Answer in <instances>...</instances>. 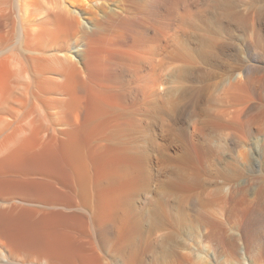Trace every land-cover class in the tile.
Listing matches in <instances>:
<instances>
[{"label": "bare ground", "instance_id": "1", "mask_svg": "<svg viewBox=\"0 0 264 264\" xmlns=\"http://www.w3.org/2000/svg\"><path fill=\"white\" fill-rule=\"evenodd\" d=\"M9 1L0 0V12ZM14 2L17 12L19 10L17 38L25 50V57L15 52L7 53L10 43L2 39L4 36L1 33L8 32L6 30L8 26L0 16V264H118V260V263L115 262L118 252L116 255L114 253L122 250L125 240L134 241L133 235L138 224H141L143 231H152L147 249H151L153 253L160 245L165 246L173 234L158 224L170 223V193L168 192L169 195L167 192L162 193L161 199L156 195L157 190L154 189L156 177L154 178L155 174L153 175L152 160L155 155L152 153L154 151L149 149L155 139L153 138L155 126L151 129L153 136L149 135L150 133L144 136L143 143L147 145L141 150L140 146L143 143L138 138L144 131L136 136L137 128L141 127V123H138L139 115L142 114V117L147 115L149 120L148 115L156 111L169 114L181 101L183 103V100H188V94L191 95L188 100L189 107L199 112L204 106L203 90L211 84L213 78L217 77L229 85L249 86L253 90L251 84L254 82L252 75L255 66L264 58V0H14ZM82 18H87L90 26H82ZM10 29L13 30V26ZM73 46H82L76 54L78 57L73 54ZM172 59H174L173 63L176 61L178 64V66L174 64L176 69L172 64L174 79L168 82L159 80L161 78L158 76L159 72L157 75L155 73L157 60L163 63V60ZM162 63L158 65L163 66L167 62ZM159 66L158 69L161 70ZM256 79L262 81L260 77ZM164 82L168 86H165L163 92L161 87L165 85ZM256 86L258 85L256 84L255 88ZM224 93L222 92V95ZM252 93L247 96H252ZM262 96L259 98L261 99ZM263 97L260 104L264 101ZM247 99L248 101L252 99L254 103L248 104ZM247 99H245L247 102L242 101L246 103L242 104L243 107L240 105L242 102L237 106L244 108L248 104L246 110L250 113L254 112L259 103L255 104L253 100L255 96ZM256 101H259L258 97ZM210 103L212 106V102ZM228 109L230 110L229 107ZM200 112L203 113V109ZM220 116L215 117L216 120L224 121ZM202 117L199 118L200 121ZM154 118L152 121L156 120ZM210 118L215 120L211 116ZM199 120L197 118L198 122ZM169 121L179 125V121L172 118L166 120V125L170 124ZM189 121L191 122V118ZM230 121L231 119H227L226 123L235 124L233 120ZM251 122L250 119L249 126ZM207 123L204 127L205 122L201 123L202 126L198 124L202 129L208 126ZM181 124L184 127V123ZM198 124L196 127L199 126ZM158 125L160 124L157 122ZM241 126L244 125L235 127L241 129L243 128ZM183 127L182 130H185ZM196 127L192 128L197 132ZM180 128H177V132ZM257 129L260 130L258 124L256 131ZM167 131H171L170 136L176 135L172 134V129ZM222 133L223 130L220 135ZM156 134L158 135L159 131ZM203 134L200 133L202 135L200 136L198 133V136L202 138ZM244 135L249 137L247 133ZM196 138L193 135V139ZM188 140L187 142L192 141ZM138 141L142 144L139 145ZM176 141L184 144L185 140L182 141L181 138ZM218 147H216L218 150L223 148ZM202 149L205 150L204 147ZM200 150L199 152L203 151ZM205 151L202 155L208 153ZM187 153L189 155V152ZM141 154L147 156L145 165H142V172L135 164ZM196 154L198 155V151ZM206 161L202 163L206 165L208 163ZM194 164H189L190 169L194 167L192 172L195 171L199 176L205 174L202 169L207 165L203 166L199 162L197 165L202 168L200 166L197 168ZM228 165L223 167L227 168ZM223 167L214 171L217 173L216 178L221 175L223 178L227 171L231 172L228 173V177L229 174H233L232 166L231 169L228 167L227 171L224 170L225 168L222 170ZM184 168L187 169L186 166ZM206 168L208 170V167ZM213 170L209 171L210 176ZM220 170L225 173L219 175ZM202 171L203 174H200ZM192 172L187 175L188 177L195 175L191 176L193 178H190V181L194 179L193 182L196 183L194 186L197 187L199 180ZM206 174L209 176L207 171ZM236 175L240 176V174ZM237 176L230 178L236 181L234 178ZM204 177L208 178L205 175L200 176V178ZM228 177L226 173L225 178ZM216 178L213 180L216 181ZM211 180H205V183L212 185ZM239 180L238 182L241 181ZM88 181H91L93 186H89ZM199 184L201 186H198L200 188H197L198 191L188 188L189 193H185L188 204L186 208L202 217L203 211L206 210L204 206L210 207V203L207 204L209 202L207 200V203L204 201L203 203L202 197L200 201L208 206L197 204L198 195L208 189L202 191V184ZM242 185H238L240 189ZM142 192L146 193L147 199L139 206L134 201ZM106 199H109L110 206L105 204ZM245 201L247 205L248 199ZM250 205L253 208L252 204ZM139 207L140 210L148 207V213L141 217L144 214L143 211L141 215L139 214ZM201 207L204 209L201 210ZM189 214L188 212L186 216L192 215ZM246 217L245 220L250 219L251 216ZM138 218L140 223L137 222ZM191 218L192 216L190 222ZM195 218L200 221L199 217L195 216ZM205 219L207 220L206 216L202 219L203 222L206 221ZM208 219L211 221L208 220L210 225L214 224L211 218ZM246 221L243 231L248 235L247 242L256 237L260 239L258 234L264 236L263 220L252 218ZM240 223L242 225V222ZM241 225L238 224L239 227ZM159 226L162 233L156 236L155 232L159 229L155 227ZM191 226L193 224L190 223ZM185 236L189 241H184L185 252L182 251L186 264H206V262L208 264L209 260L202 255H195L191 249L193 244L190 242L198 240L193 230L187 229ZM241 236L243 238V234ZM108 250H111L110 254ZM225 264H229L227 260Z\"/></svg>", "mask_w": 264, "mask_h": 264}, {"label": "rangeland", "instance_id": "2", "mask_svg": "<svg viewBox=\"0 0 264 264\" xmlns=\"http://www.w3.org/2000/svg\"><path fill=\"white\" fill-rule=\"evenodd\" d=\"M12 4V6H10L11 4ZM16 2H14V0L12 1V0H10L9 1V3L7 4V5H4V7L2 8V12H0V16L3 18V20L7 23V29L6 30H8V32H11V33H8V32H2L1 34L4 36V38H2L3 40H5L6 42H9L10 44H8L9 45V48L7 49V53H10V52H15V53H17L18 55H20V56H22V57H25V50H24V48H23V46L20 44V42H19V39L17 38L18 36H17V28H18V14H19V10H18V12H17V8H16ZM10 6V7H9ZM15 6V7H14ZM14 10H13V9ZM12 20V21H11ZM14 22H16V23H14ZM11 24V25H10ZM11 26H13V30L12 29H10L11 28ZM82 26H86V27H88V26H90V22L87 20V18H82ZM11 31H10V30ZM2 36V37H3ZM7 36V37H6ZM18 49H16V48ZM80 48L82 49V46H73V54L75 55V57L77 56L76 54H78L79 53V51H80ZM16 49V50H15ZM22 50V51H21ZM79 50V51H78ZM21 52H23L24 54H22ZM78 57V56H77ZM173 60L174 59H172V60H170V61H168V60H163L164 62L166 61L167 63H165V65H166V67H165V65L162 63V61L160 62V60H157V64H156V68H155V70H157V71H155V73H156V75H157V72H159V73H161V74H159L158 73V76H160V77H158V78H160L159 80H163V81H169V80H172V79H174V73H172L174 70V68L176 69V66L174 65V64H176V61H174L175 63H173ZM263 60V61H262ZM158 61L160 62V63H162L163 64V66H159L160 65V63H158ZM171 61H172V63H171ZM260 63H262V65H260ZM260 63L259 62H257V66L258 67H260V69H258V67L257 66H255V69H254V72L256 73V75H254L255 73L253 72V75H252V77H253V83L251 84L252 85V89L253 90H251V87H245V89H246V91L244 90V87L242 86V85H237V84H230L229 85V83H224L223 81H222V79L220 80V79H218V77L217 78H213V80H212V82H211V84H212V86H211V84L208 86V87H206L204 90H203V95H204V106L201 108V109H203V113L202 112H200L201 111V109L199 110V112H197L198 110H196V109H194V108H190L189 107V104H188V100H189V97L191 96V95H189L188 94V100H183L184 102V105H183V103H182V101L178 104V107H175L176 109H174L175 110V112H173L174 110H172L171 111V113H172V115H171V113H169V114H167V112H163V111H156L154 114H151L150 116L148 115V118H149V120L147 119V115H144V117H142L141 115H139V118H140V120L139 121H141V122H139L138 121V123L140 124L141 123V127L138 129L137 128V131H139V132H137L136 131V136H138L137 134L138 133H140L139 135H141V133H143V131H144V133L145 134H147V135H145L144 133L141 135V137L140 138H138L139 140H142V143L143 142H145L144 140H145V137L146 136H148V134L149 135H152L153 134V132H154V135H155V137L153 136V138H155L154 139V142H153V145L151 144L150 145V147H149V149H151V151H154V152H152L154 155V158H153V156H152V160L154 161L153 163H154V165H153V175H154V189L155 190H157V193H156V195H157V197H159L160 199H161V195H163L162 193H170V195H169V193H168V195L170 196L169 198H170V200H169V202L171 201V205H170V214H171V218H170V223H160V224H158V225H160L161 227H163V228H165V229H167V230H170V232L173 234V237L172 238H170V241H167V243H166V245L165 246H159L157 249H156V251H154L153 253H152V251H151V249H147V247H148V245H149V241H150V237H151V235H152V231L150 232L149 230L147 231H143V229L140 227V225L138 226L137 225V230H135V232H134V235L133 236H135L134 237V241H127V240H125L124 242V246L122 247V250H119V251H116L114 254L116 255V253H117V259H115L116 261V263H118V264H121L122 262V264H186V260L184 261V258H183V252H185V250H184V247H185V245H184V241H186L187 240V236H185V232H186V230L188 229V230H193V232L195 233V235H196V239H198L197 241L195 240V241H193V242H190V243H192L193 245H192V251L194 252V254L195 255H197V254H199L200 256L202 255V257H204V258H206L207 260H209L208 261V264H225V261L227 260L228 261V263L229 264H264V236L263 235H259L258 233V238H260V239H257V237L255 238V239H253L252 241H250L249 240V242H250V244L248 245V243L249 242H247L248 240V235H246V233H245V231H243V229L245 230V227H244V224L246 225V223H247V221L246 220H251L252 218H257V219H260V220H263L264 221V215H262V214H264V182H262V181H264L263 180V172H264V108H262L264 105V101H262V103L260 104V101L262 100V97L264 96V58H262L261 59V61H260ZM159 64V65H158ZM161 64V65H162ZM170 66H169V65ZM172 64L174 65V68L172 67ZM177 66H178V64H176ZM158 66H159V68L161 67L162 69L161 70H159L158 69ZM262 66V67H261ZM169 67V68H168ZM166 69V70H165ZM159 70V71H158ZM170 70V71H169ZM171 70H173V71H171ZM162 71V72H161ZM167 72V73H166ZM169 72V73H168ZM176 72V71H175ZM259 72V73H258ZM262 72V73H261ZM173 74V75H172ZM173 76L172 78L170 77V76ZM164 76V77H163ZM163 77V78H162ZM256 77H260L261 79H262V81H260V80H257L256 79ZM167 78H169L168 80H167ZM165 79V80H164ZM217 79V80H216ZM163 81H161V82H163ZM217 83H216V82ZM165 82H164V84H165ZM170 82H172L173 83V81H170ZM216 83V84H215ZM220 85H219V84ZM225 85H224V84ZM171 84V83H170ZM169 84V85H170ZM258 85V86H256L257 88H259V89H261V87H262V89L260 90V92H259V89H257V88H255V85ZM219 87H218V86ZM222 85H224V86H222ZM164 86V87H163ZM162 87H161V89L163 90V92H164V90L166 89L165 88V86H168V84L166 83L165 85H163ZM214 86V87H213ZM239 86V87H238ZM170 87V86H169ZM220 87H222V88H220ZM223 87H224V90H222L223 89ZM227 87H229V89L227 88ZM236 87V88H235ZM242 87V88H241ZM165 88V89H164ZM210 88V89H209ZM225 88H226V90H225ZM232 88H234V91H232ZM238 88V89H237ZM249 88H250V90H249ZM254 88H255V91L257 92V94H256V92L254 91ZM218 90H220V92L218 91ZM239 90H241V91H239ZM213 91V92H212ZM217 91V92H216ZM228 91V92H227ZM238 91L240 92V93H238ZM243 91V92H242ZM245 91V92H244ZM249 91H251V92H249ZM252 91L256 94V95H253L254 93H252ZM261 91H263V93L261 94ZM206 92V93H205ZM207 92H208V94H207ZM222 92H225V93H227L225 96H223L222 95ZM231 92V94H229ZM242 92V93H241ZM191 93V92H190ZM221 93V94H220ZM232 93H233V95L235 96H233L232 95ZM245 93V94H244ZM248 93V94H247ZM249 93H252V96L254 97L255 96V99H253V100H255V104H256V102L257 103H259L258 104V107H256V109L254 110V112L252 111L251 113L250 112H248L247 110H246V106L249 104V103H251V102H253L254 103V101H252V99H250V97L251 98H253L251 95L250 96H247V95H249ZM211 94V95H210ZM217 94H219V95H217ZM245 95L244 97H246V98H244L243 97V95ZM263 95L262 97H261V99L259 98L261 95ZM220 95H222V98H221V96ZM257 95H260V96H257ZM238 96H239V98H238ZM242 96V97H241ZM206 97V98H205ZM229 98V99H227V98ZM247 97H249V99H250V101H248V99H247ZM257 97H258V100L259 101H256L257 100ZM208 98H209V100H208ZM211 98V99H210ZM218 98L220 99L219 101H218ZM226 98V99H225ZM235 100H234V99ZM241 98H244V99H242L241 100ZM264 98V97H263ZM224 99H225V101H224ZM231 99V100H230ZM245 99H247V101L245 100ZM213 100V101H212ZM215 100V101H214ZM222 100H223V102H222ZM227 100H229V101H227ZM241 100V101H240ZM243 100H245L248 104L246 105V106H244V108H242L243 107V105H245L246 103H245V101L244 102H242ZM264 100V99H263ZM185 101H186V103H185ZM230 101H233V102H230ZM205 102H206V104H205ZM210 102H212V106H211V103ZM223 104H225V105H223ZM229 102V103H228ZM239 102V103H238ZM242 102V103H241ZM182 103V104H181ZM210 103V104H209ZM214 103V104H213ZM236 103V104H235ZM241 103V104H240ZM245 103V104H244ZM181 104V105H180ZM188 104V105H187ZM218 104V105H217ZM242 105V107L240 108V107H238V106H240V105ZM180 105V106H179ZM233 105V107L231 108V106ZM238 105V106H237ZM257 105V104H256ZM185 106H186V108H185ZM214 106H215V108H214ZM237 106V107H236ZM189 107V108H188ZM228 107L230 108V110L228 109ZM180 108V109H179ZM206 108V109H205ZM214 108V109H213ZM234 108V109H233ZM236 108H238V109H236ZM261 108V109H260ZM184 109V110H183ZM207 109L209 110V111H207ZM233 109V110H232ZM241 109V110H240ZM214 110V111H213ZM223 110H224V112H223ZM232 110V111H231ZM236 110H238V111H236ZM243 110V111H242ZM207 111V112H206ZM213 111V112H212ZM235 111V112H234ZM260 111V112H259ZM162 112V113H161ZM197 112V113H196ZM212 112V113H211ZM160 113V114H159ZM191 113H193V114H191ZM200 113H202V114H200ZM214 113H216V114H214ZM254 113V114H253ZM197 114H199V115H197ZM208 114L212 117V118H215V117H217L218 115L222 118V119H224V121H217L216 120V118H215V120H211V118H210V116H208ZM246 114V115H245ZM248 114H249V118H248ZM259 114V115H258ZM155 116V118H154V116ZM188 115V116H187ZM214 115H216V116H214ZM228 115V116H227ZM166 116H167V119H170V118H172L173 120H177V121H179V125H177V124H173L172 122H170V124H173V126H171L170 124L169 125H166ZM189 116H191V117H189ZM196 116H198V117H196ZM202 117L201 118V121L199 120V118L200 117ZM205 116H206V118L207 119H205ZM208 116V117H207ZM214 116V117H213ZM235 116V117H234ZM241 116V117H240ZM189 117V118H188ZM225 117V118H224ZM228 117H230V118H228ZM142 118V119H141ZM151 118V119H150ZM156 119V120H153L154 122H156V123H150V122H153L152 121V119ZM175 118V119H174ZM179 118V119H178ZM187 118V119H186ZM190 118H191V122L189 121L188 122V120H190ZM197 118H198V120H199V122L197 121ZM235 119V122H234V119ZM158 119H160V120H158ZM164 119V120H163ZM202 119H205V120H202ZM227 119L228 120H230L231 119V121L233 122V123H235V124H237L238 125V127L241 125V124H243L247 129L246 130H248V131H246L245 130V127L244 126H241V127H243V128H241V129H236L237 127H235V126H237V125H231V124H229V122H227L226 123V121H227ZM252 120V122H251V124H250V126H251V128L253 129V130H255V131H253L251 128H249L250 126H249V124H248V121L249 120ZM184 120V121H183ZM194 120L196 121V122H198L199 124H201L202 122H203V124H204V122H205V124L203 125V127L206 125V123H207V125L208 126H210V127H205V128H200V125L198 124V123H196V122H194ZM208 120H210V121H208ZM221 120V119H220ZM247 120V121H246ZM160 121V122H159ZM212 121V122H211ZM230 121V122H231ZM237 121V122H236ZM246 121V122H245ZM149 124H148V123ZM157 122H158V124H160V125H158L157 126ZM164 122H165V124H164ZM181 122L182 123H184L183 125H184V127L182 126V124H181ZM201 122V123H200ZM210 122V123H209ZM218 122V123H217ZM219 122H221V123H219ZM239 122H241L240 124H239ZM243 122V123H242ZM136 124L137 125V127H138V125L139 124ZM198 124L199 126L198 127H196V124ZM244 123H246V124H244ZM146 124H148V125H146ZM181 124V125H180ZM211 124V125H210ZM218 124V125H217ZM225 124V125H224ZM257 124H258V127L260 128V130H258L257 129V131H256V127H257ZM260 124V125H259ZM145 125V126H144ZM151 125H153V126H151ZM167 127H166V126ZM177 125V126H176ZM213 125V126H212ZM229 125V126H228ZM254 125V126H253ZM155 126V127H154ZM179 126H182L185 130H182V127L180 128ZM201 126H202V124H201ZM211 126H212V128H211ZM220 126V127H219ZM233 126V127H232ZM262 126V127H261ZM148 128L147 130H143L142 128ZM152 127V128H151ZM155 129H154V128ZM175 127H177V128H180V130H178V132H177V128H175ZM192 127H196V129H198L197 130V132L194 130L195 128H192ZM224 127H225V129H224ZM226 127H227V129H226ZM235 127V128H234ZM150 128V129H149ZM160 128V129H159ZM161 128H162V130H161ZM172 129V134L174 133V134H176L178 137H180V138H176V135H174V136H170V134H171V131H167V130H171ZM192 129V131L190 132V130ZM229 128V129H228ZM151 129H154L153 130V132L151 131ZM167 129V130H166ZM174 129H176V130H174ZM202 130V132H200L201 130ZM204 129V130H203ZM211 129V130H210ZM221 129V130H220ZM251 129V130H250ZM263 129V130H262ZM141 130V131H140ZM161 130V131H160ZM187 130V131H186ZM200 130V131H199ZM209 130V131H208ZM214 130H217V131H213ZM223 130V135L221 134L220 135V133H221V131ZM244 130V131H243ZM145 131H148V132H145ZM159 131V137H158V135L156 134L157 132ZM176 131V132H175ZM194 131V132H193ZM237 131V132H236ZM245 131H246V133H247V136L249 135V137H246V135H244V134H246L245 133ZM253 131V133H250V132H252ZM152 132V133H151ZM166 132V133H165ZM170 132V133H169ZM194 134H193V133ZM208 132V133H207ZM225 132V133H224ZM240 132V133H239ZM256 132V133H255ZM169 133V134H168ZM189 133H191V134H189ZM198 133H199V135H200V133L202 134V133H204L203 134V137L202 138H200L199 136H198ZM219 133V134H218ZM228 133V134H227ZM255 133V134H254ZM262 133V134H261ZM165 134H167V135H165ZM182 134V135H181ZM195 134H196V136H195ZM225 134L227 135V136H225ZM250 134L251 135H253V136H250ZM157 135V136H156ZM165 135V136H164ZM193 135H194V138H196L195 140L193 139ZM218 135H220V136H218ZM229 135V136H228ZM145 136V137H144ZM163 136L166 138V136H167V140H168V138H169V140L167 141L165 138H163ZM168 136H170V137H168ZM182 136H184V137H182ZM188 136V137H187ZM200 136H202V135H200ZM224 136V137H223ZM236 136V137H235ZM243 136V137H242ZM144 137V138H143ZM191 137V138H190ZM141 138H143V139H141ZM159 138V139H158ZM161 138V139H160ZM173 138V139H172ZM182 138V141L183 140H185L184 141V144H182L183 142H179V141H176V139H181ZM184 138V139H183ZM190 140H192L191 142L188 140V139ZM198 138H200V140L198 139ZM224 138V139H223ZM238 138L240 139V140H238ZM233 139H234V141H233ZM136 140V142H137V139H135ZM187 140L190 142V144H189V142H187ZM196 140H198V141H196ZM200 141V142H199ZM227 141V142H226ZM241 141V142H240ZM249 141V142H248ZM141 142V141H140ZM139 141H138V144L140 145V144H142V143H140ZM155 142H157L156 144H155ZM238 142H240V143H238ZM219 143V144H218ZM238 143V144H237ZM187 144H189V145H187ZM192 144V146L194 147H192V149H190L191 147H190V145ZM235 144V145H234ZM145 145V146H144ZM146 143H143L140 147L142 148V147H144V148H146ZM227 145V146H226ZM229 145V146H228ZM231 145V146H230ZM242 145H244V146H242ZM185 146H188V148L187 147H185ZM211 146V147H210ZM217 146H219L218 148H222V149H217L216 147ZM242 146V147H241ZM190 147V148H189ZM204 147V149L206 150H203L202 148ZM215 147V148H214ZM236 149H234V148ZM144 148H142L141 150H144ZM185 148H187V149H185ZM200 148H201V150H203V151H205V152H208V153H205V155H202V154H204V152L203 151H201L200 150ZM214 148V149H213ZM228 148H229V150H228ZM239 148V149H238ZM241 148V149H240ZM243 148H244V150H243ZM246 148H248V149H246ZM148 149V150H149ZM153 149V150H152ZM251 149V150H250ZM189 150V151H188ZM190 150L192 151V152H190ZM195 150H196V152H195ZM199 150L201 151V152H199ZM215 150H216V152H215ZM242 150V151H241ZM249 150V151H248ZM189 152V155H188V153L187 152ZM197 151H198V155H200V157L196 154L197 153ZM245 153H244V152ZM254 151V152H253ZM203 152V153H202ZM228 152V153H227ZM240 152H242V153H244V154H242V153H240ZM249 152V153H248ZM251 152V153H250ZM196 155H195V154ZM226 153V154H225ZM187 154V155H186ZM190 154H191V156H190ZM208 154V155H207ZM240 154V155H239ZM193 156V157H192ZM202 156H203V158H202ZM206 156V157H205ZM214 156V157H213ZM243 156V157H242ZM257 156V157H256ZM140 157H141V160H140ZM143 157V158H142ZM188 157H190V158H188ZM197 157H198V159H197ZM208 157V158H207ZM212 157V158H211ZM245 157V158H244ZM251 157V158H250ZM199 158H202L203 159V161H206V160H209V162L208 161H206V162H208V163H206V165H204L203 163V161H201ZM204 158H207V159H205L204 160ZM231 158H232V160H231ZM247 158V159H246ZM257 158V159H256ZM146 159H147V156L146 155H144V154H141V156H139V158H137V160L135 161V164H136V166H137V168L138 169H141V172H142V165L144 166L145 165V162L144 161H146ZM155 159V160H154ZM222 159V160H221ZM236 159V160H235ZM241 159V160H240ZM246 159V160H245ZM252 159V160H251ZM245 160V161H244ZM255 160V161H254ZM261 160V161H260ZM141 161H143V162H141ZM193 161V162H192ZM196 161H197V163L199 164V162H200V164H202L203 166H206V167H208V170L210 169V170H213V172L215 171V170H217L218 171V169H220V167H223V166H225V165H228V164H230V165H228V167H229V169H231L230 168V166H232V168H234V169H231V171L232 170H234V171H232L233 172V174H229V176L230 177H235V176H237L236 174H240V176H237V178H234L237 182H238V180L240 181V182H236V181H233V178H230V177H228V173H231L230 171H227V170H229V169H227V168H225V167H223L222 168V170L224 169V170H226L227 172V177L229 178V181H228V178L226 179L225 178V171H222V170H220V171H222V172H220L219 171V175H221L223 172L225 173L224 174V177L222 178L221 176H223V175H221V176H219L218 178H219V180H218V178H216L217 177V173L216 172H214L215 174H216V176L213 174V172H212V175L214 176V177H212V175L210 176V174H211V172H210V174H209V171L207 170V168L206 167H203V171H204V173L205 174H203V171L200 173V174H203V175H205L206 177H208V178H205V180H207V181H209V180H211L210 182H212V185L213 184H215V182H217V180H218V182L217 183H219L218 185H208L207 183H205V180H204V182H203V179L204 178H200V176H202L203 177V175H197L196 173H195V171H191L192 169H190V165L189 164H193V163H195L196 164V166H197V168H198V166H200V165H197V163H196ZM199 161V162H198ZM229 161H231V163H229ZM248 163H247V162ZM188 163L187 165H185L186 163ZM191 162V163H190ZM203 162V163H202ZM226 162H228V163H226ZM259 162V163H258ZM211 163H213L214 165L215 164H217V165H211ZM194 164V165H195ZM208 164H209V166H208ZM223 164H225V165H223ZM233 164H235V165H233ZM238 164V165H237ZM254 164V165H253ZM220 165V166H219ZM236 165H237V167H236ZM186 166V168L187 169H185L184 167ZM193 166V165H192ZM212 166H214V168L212 167ZM217 166H219L218 168H217ZM201 167V166H200ZM237 169H236V168ZM155 168V169H154ZM202 168V167H201ZM206 168V169H205ZM185 169V170H184ZM205 169V170H204ZM253 169V170H252ZM242 170V171H241ZM155 171V172H154ZM206 171L208 172V175L210 176V178L211 179H209V176H207V174H206ZM182 172H184V173H182ZM189 172H192V174H196L197 175V177H195V178H198V185H197V187L196 186H194V185H196V183H194L193 182V180L194 179H191V181H190V178H193V177H191V176H195V175H190L189 177H188V175L187 174H189ZM236 174H235V173ZM262 172V173H261ZM242 173V174H241ZM139 174H140V172H139ZM185 176V179H184V176ZM233 175V176H232ZM258 177H257V176ZM199 176V177H198ZM140 177H142V175L140 176ZM182 177V178H181ZM246 177V178H245ZM249 177V178H248ZM257 177V178H256ZM216 178V181L215 180H213V179H215ZM239 178V179H238ZM249 179V181H248V179ZM252 178H254V179H252ZM141 179L142 178H140V181H141ZM226 179V181H225V183H226V185H228V187H229V185L231 184V182L233 183V182H235V183H233V184H231L230 185V187H229V190H228V187L226 186V185H224L223 184V181ZM230 179L232 180V181H230ZM247 179V180H246ZM197 180V179H196ZM200 180H201V182H200ZM221 180V181H220ZM259 180V181H258ZM157 181V182H156ZM182 181H185V183L184 182H182ZM188 181H190V183L191 182H193V183H189ZM195 181V180H194ZM206 181V182H207ZM90 184H89V186H93L92 185V183H91V181H88ZM142 182V181H141ZM230 182V183H229ZM248 182V183H247ZM257 182V183H256ZM129 183V182H128ZM128 183H126V185H128ZM169 183V184H168ZM199 183H201L202 184V191L205 189L206 190V188H208L207 190H206V192H208V194L205 192V191H203L204 193L203 194H199L198 195V199H199V201L202 199V197H203V199L201 200L202 202L204 201L205 203H207L208 201V203L207 204H209L210 205V207H205L204 205H206V204H204L203 205V203L200 201H198L197 200V204L198 203H200V205L199 206H201V205H203L204 206V208L206 209V210H204L203 211V215H202V217L201 216H199L197 213H196V215H195V211H193V210H191V209H189L188 208V210H187V206H188V204H187V201H186V192H188L189 193V190L190 189H192V188H194V189H192V190H197L198 191V189H200L199 187L201 186ZM247 183V184H246ZM259 183V184H258ZM129 184H132V183H129ZM169 185V186H167V185ZM186 184H188L189 186H191V187H189V186H187ZM207 184V186L206 187H204L205 185ZM211 184V183H210ZM221 184H223V186L221 185ZM240 186V185H242L241 186V189H240V187L238 186V185ZM200 185V186H199ZM233 185V187H231ZM155 186H157V187H155ZM185 186V187H184ZM199 186V187H198ZM209 186H211V187H209ZM217 186H219V188L217 187ZM221 186V187H220ZM239 188H238V187ZM248 186H250V187H248ZM253 186V187H252ZM255 186V187H254ZM128 187V186H127ZM129 187H133V186H129ZM217 187V188H216ZM223 187V188H222ZM256 187H258V188H256ZM261 187V188H260ZM187 188V190H188V188H189V190L187 191H185V189ZM196 188V189H195ZM198 188V189H197ZM212 190H211V189ZM213 188H215V189H213ZM226 188V189H225ZM238 188V189H237ZM167 189V190H166ZM210 189V190H209ZM226 190V191H224V190ZM236 189V190H235ZM248 189V190H247ZM228 190V191H227ZM165 191V192H164ZM200 191V190H199ZM215 191V192H214ZM221 191V192H220ZM256 191H258V193L256 192ZM211 194H210V193ZM226 192V193H225ZM228 192H230V194H228ZM187 193V194H188ZM224 193V194H223ZM220 194V195H219ZM250 195V197H248L249 195ZM141 195H142V197H141ZM159 195V196H158ZM186 195V196H185ZM213 195V197H211ZM219 195V196H218ZM238 195V196H237ZM242 195H244L243 197H242ZM253 195H255V196H253ZM139 196V195H138ZM138 196H136L135 197V201H134V203L136 204V203H138L137 205H142V204H144L145 202H146V197H147V195H146V193H144V192H142L141 194H140V199H139V197ZM146 196V197H145ZM161 196V197H160ZM215 196V197H214ZM185 197V198H184ZM228 197V198H227ZM239 197V198H238ZM240 197H241V199H240ZM248 197V198H247ZM252 197V198H251ZM255 197H256V199H255ZM136 199H138V200H136ZM142 199V200H141ZM205 199V200H204ZM225 199H226V201H225ZM245 199L247 200L248 199V201H247V205H246V201H245ZM134 200V199H133ZM143 200H145V201H143ZM206 200H207V202H206ZM211 200V201H210ZM223 200V201H222ZM255 200V201H254ZM109 199H106L105 200V204L107 205V206H110V204H109ZM137 201V202H136ZM141 203H139V202ZM144 203H143V202ZM183 201V202H182ZM238 201V202H237ZM241 201H245V203H243L242 202V204H244V205H242L240 202ZM108 202V203H107ZM213 202V203H212ZM250 202V203H249ZM111 203V202H110ZM184 203H186V204H184ZM226 203V204H225ZM109 204V205H108ZM217 204V205H216ZM237 204V205H236ZM249 204V205H248ZM250 204H252V206H253V208L251 207V205ZM184 205H186V206H184ZM234 205V206H233ZM243 206V207H241V206ZM206 206H208V205H206ZM225 206H227V207H225ZM239 206V207H238ZM149 207V206H148ZM148 207H143V208H145L146 209V211L147 212H145V209H143V208H141L142 210H140V207L138 208V210H139V214L141 215L142 214V211H143V214L144 215H141V217H143V216H145L147 213H148V211H149V208ZM186 209H185V208ZM235 207V208H234ZM245 207V208H244ZM148 208V209H147ZM202 208V207H201ZM204 208H202L201 210H203ZM250 208V209H249ZM183 209H184V211L186 212V214H185V212L183 211ZM242 209V210H241ZM246 209V210H245ZM190 210L191 211H193V214H192V212H190ZM145 212V213H144ZM190 213V214H192L191 216H192V218H191V222L189 221L190 220V217L191 216H186L187 215V213ZM184 213V214H183ZM206 213V214H205ZM189 214V215H190ZM205 214V215H204ZM207 214H208V216H207ZM244 214H246L245 216H243ZM197 216V217H199L200 218V221H199V219H197V218H195V216ZM251 216L250 217V219L248 218V219H246L245 220V218H247L246 216ZM259 215H260V217H259ZM184 216H186L187 218H189V219H186V217H184ZM205 216H206V218H207V222H208V224H207V222L205 221V222H203V220L202 219H204L205 218ZM186 219H184V218ZM243 217H244V219H243ZM195 218V219H194ZM208 218H211V220H213V222L212 223H214V224H209L211 221H210V219H208ZM242 218V219H241ZM240 219H241V221H240ZM140 219L138 218V221L137 222H139L140 223V221H139ZM197 220V221H196ZM210 222H209V221ZM243 220V221H242ZM159 221H162V220H159ZM167 221H169V220H167ZM193 221V222H192ZM246 221V222H245ZM191 224H193V226H191L190 227V223ZM240 222H242V225H241V223ZM189 224V226H188V224ZM238 224L239 225H241L240 227L238 226ZM158 225H156V226H158ZM160 226L159 227H155V229H159L158 231H160L159 233H157V232H155V235L157 236H160V234L162 233V231L160 230ZM188 227V228H187ZM239 227V228H238ZM154 228V227H153ZM242 230H241V229ZM240 229V230H239ZM156 231V230H155ZM241 232L242 234H243V238H241L242 236V234H240L239 232ZM243 231V232H242ZM140 233H141V235H140ZM201 233V234H200ZM144 234V235H143ZM205 234V235H204ZM239 234H240V236H239ZM245 234V235H244ZM256 234V235H257ZM139 235H140V237H139ZM201 235V236H200ZM245 237V238H244ZM247 237V238H246ZM138 241V242H137ZM199 241V242H198ZM127 242V243H126ZM136 242V243H135ZM187 242H189L188 240H187ZM186 243V242H185ZM247 243V244H246ZM196 244H198V245H196ZM135 246H136V248H135ZM130 249H129V248ZM129 249V250H128ZM141 249V250H140ZM136 250V251H135ZM144 250V251H143ZM120 251H122V252H120ZM143 251V252H142ZM170 251H171V253H170ZM183 251V252H182ZM110 252H111V250H108V253L110 254ZM181 252V253H180ZM168 253H169V255H168ZM121 255L120 257H119V255ZM124 254V255H123ZM130 254V255H129ZM181 254V255H180ZM128 256V257H127ZM142 256V257H141ZM125 257V258H124ZM115 258V257H114ZM120 260H119V259ZM209 258V259H208ZM123 259V260H122ZM117 260H118V262H117ZM224 260V261H223ZM142 261V262H141ZM125 262V263H124ZM206 264H207V262H206Z\"/></svg>", "mask_w": 264, "mask_h": 264}]
</instances>
